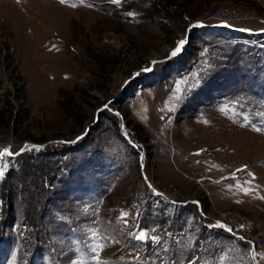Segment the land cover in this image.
<instances>
[{
  "label": "rangeland",
  "instance_id": "374dc122",
  "mask_svg": "<svg viewBox=\"0 0 264 264\" xmlns=\"http://www.w3.org/2000/svg\"><path fill=\"white\" fill-rule=\"evenodd\" d=\"M221 1L264 27V0H0V148L45 144L0 158V264H264V45L194 25L158 60Z\"/></svg>",
  "mask_w": 264,
  "mask_h": 264
},
{
  "label": "built area",
  "instance_id": "2783aa9c",
  "mask_svg": "<svg viewBox=\"0 0 264 264\" xmlns=\"http://www.w3.org/2000/svg\"><path fill=\"white\" fill-rule=\"evenodd\" d=\"M248 12L249 10L244 7L240 8L239 11H237L235 8L230 7L227 1H221L218 3V5L216 6L212 14L215 17L214 18L215 21L227 23V24L234 25V26H241V25L236 24L238 20V16H247ZM234 36H237V35H234ZM255 37H256L255 40L252 39L255 45H259V46L264 45L263 37H259V36H255ZM2 143H3L2 145L9 144V143L11 144L12 140L10 138H6V139H3ZM163 190L164 189H162L161 191L163 192ZM174 200L177 201L178 199H174ZM215 219L221 220L220 218H214L213 220ZM241 237L244 239L242 235ZM248 241H250V243L253 244V240L249 239Z\"/></svg>",
  "mask_w": 264,
  "mask_h": 264
},
{
  "label": "water",
  "instance_id": "95a60500",
  "mask_svg": "<svg viewBox=\"0 0 264 264\" xmlns=\"http://www.w3.org/2000/svg\"><path fill=\"white\" fill-rule=\"evenodd\" d=\"M200 25V24H202V22L201 21H199V20H196V21H192V22H190L189 24H188V26L186 27V30H185V33H184V36L183 37H181V38H179V39H177L176 40V42H175V45L171 48V49H169L168 50V52H167V55L166 56H164V57H161V58H158V60H161V59H168L170 56H171V52L175 49V47L178 45V43H179V41H181V40H184V41H186L187 40V38H188V36H189V34H190V32H191V30H192V26H194V25ZM216 25H218V23H216L214 26H216ZM212 25H206V27H211ZM154 61V59H152V60H150V63H149V65H147V66H145V67H141V70L142 71H144V69L145 68H150V66H151V63ZM137 73V72H136ZM136 74L135 73H133V75H132V77H134ZM110 100H114V98H111ZM107 102V100L104 102V103H106ZM101 104V106H99V107H97L95 110H94V114H95V118L91 121V122H89L87 125H85V127H84V133L86 132V130H88V128H90L95 122H96V116L98 115V113H99V111H100V109L102 108V107H104L106 104ZM79 135H76L74 138H72V139H69V140H64V139H57L58 141H60V142H73V141H75V139L78 137ZM57 143V142H56ZM32 146V147H36V148H38V147H41V146H43V145H45L43 142H41V143H35V142H32V141H23V144H22V146H20L19 148H18V150L16 151V150H13V151H11L9 148H8V150L9 151H11L13 154H15V153H17L18 151H21L22 149H24V147L25 146ZM4 149H6V148H3V146L0 148V151H3ZM12 154V155H13Z\"/></svg>",
  "mask_w": 264,
  "mask_h": 264
},
{
  "label": "snow or ice",
  "instance_id": "6c2138e0",
  "mask_svg": "<svg viewBox=\"0 0 264 264\" xmlns=\"http://www.w3.org/2000/svg\"><path fill=\"white\" fill-rule=\"evenodd\" d=\"M184 43H185L184 40L179 41L178 45H177V46L175 47V49L171 52V56H176V55H178V54L182 51V48H183ZM152 63L155 64V63H157V62H156V61H153ZM152 70H153L152 68H145V69H144L145 72H150V71H152ZM22 151H23V149H22ZM5 153H6L7 155H12V154H13V153H12L11 151H9L8 149H4L3 151H0V156L4 155ZM2 175H3V171L0 170V176H2ZM229 231H231V230L229 229ZM137 238H138V239H145V238H147V237H146V234H145V233L141 232L140 235H139ZM153 239H155V238H153Z\"/></svg>",
  "mask_w": 264,
  "mask_h": 264
},
{
  "label": "trees",
  "instance_id": "16d2710c",
  "mask_svg": "<svg viewBox=\"0 0 264 264\" xmlns=\"http://www.w3.org/2000/svg\"><path fill=\"white\" fill-rule=\"evenodd\" d=\"M150 193H151L152 196H156V197H158V201L160 200L161 197H160L158 194L153 193L152 191H151ZM160 202H161V200H160ZM188 203H189V202H188ZM184 205H185V204L176 205V206H171V208H173V211L177 212L178 215L180 216V211L183 209ZM155 208L157 209V207H155ZM152 237L155 238V236H152ZM162 242H163V241H162ZM165 245H166V243H164L163 246H161V247H162V253H163L164 250L167 249V245H166V247H165ZM165 248H166V249H165ZM162 253H161V256H160V262H161V263H162ZM169 258H170V257H169ZM165 264H167L166 261H165Z\"/></svg>",
  "mask_w": 264,
  "mask_h": 264
},
{
  "label": "bare ground",
  "instance_id": "6f19581e",
  "mask_svg": "<svg viewBox=\"0 0 264 264\" xmlns=\"http://www.w3.org/2000/svg\"><path fill=\"white\" fill-rule=\"evenodd\" d=\"M10 148V147H9ZM6 149H8V148H6Z\"/></svg>",
  "mask_w": 264,
  "mask_h": 264
}]
</instances>
